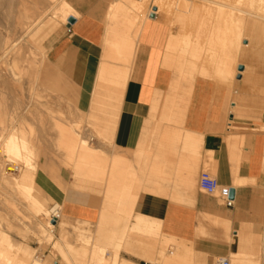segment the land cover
<instances>
[{"label":"crops","instance_id":"0c3cea01","mask_svg":"<svg viewBox=\"0 0 264 264\" xmlns=\"http://www.w3.org/2000/svg\"><path fill=\"white\" fill-rule=\"evenodd\" d=\"M104 3L100 0L98 5L78 9L82 18L67 29L63 39H58L51 46L49 58L53 63L76 44L81 45L85 54L96 56V49L103 44L106 26H103L102 18L91 15V10ZM206 8L205 4V11ZM217 13L214 14V23ZM152 14L145 20L138 42L131 48L133 52L126 53L125 58L132 62L121 105L117 106L119 103H116L103 111L107 115L102 117L101 127L107 136H113V147L95 138L92 140L93 150L106 155L97 162V175L102 182L93 185L94 192L105 193L106 187L111 185L113 189L110 193L117 194L122 189L124 194L138 193V201L133 209L134 219L130 224H135L136 216L159 219L143 221L162 226L151 227V239H157L163 233L178 240L190 241L195 251L204 256L206 254L209 263L215 258L246 255L259 256L264 264V59L257 58L255 61V57H251L246 64L240 62L244 51H248L251 45L249 40L244 41L241 45L243 51L239 52L242 55L237 56L238 74L231 84V88L234 84L236 88L232 90L227 83L216 82L215 78H198L190 89L187 105L180 110L178 105L166 103L170 101L169 93L176 76L162 61L170 35L176 33L174 35L178 36L179 32L164 24L165 21L156 14L152 19ZM221 26L224 28L223 24H215L217 33L223 31ZM250 26L252 33H264L261 26V29L254 24ZM221 45L220 58L223 60L226 57ZM89 60L88 56L76 58L71 68H66L71 72L74 84L81 90L79 106L84 112L90 110L87 102L93 99L90 96L91 84L100 63V59ZM161 65H164L163 68ZM87 70H91L88 85L83 79V73ZM119 75L121 71H116L115 79L122 78ZM216 83L224 86L218 85V88ZM157 96H160V104L156 105ZM179 97L176 102H179ZM113 118L114 125L109 126L107 133L105 123ZM181 130L188 134L182 135ZM74 141L73 136H69L65 144L71 146ZM82 142L87 143L86 140ZM94 154L90 147L88 151L76 154L87 160L81 172L92 169ZM118 159H122L124 166L136 174L137 179L132 183L125 177L116 176L111 180L110 169L101 173L100 168L105 165V160ZM206 165L211 167L222 186L234 190L232 208L219 205L216 199L196 187L198 176L204 172ZM181 168L185 172H180ZM164 176L168 180L170 178L171 183H165ZM152 177H156L155 183ZM70 178L68 190L73 184ZM79 178L78 181L84 185L88 183L85 181L87 178ZM102 186L105 188L101 189ZM56 205L60 206L61 214L69 221L87 222L93 226L99 223L104 208H111L106 204L105 196L101 198L100 195L94 198L92 205L70 200L62 204L58 200ZM218 219L225 223L224 228L214 224ZM109 223L112 221L109 220ZM202 225L212 233L203 232ZM144 264L151 263L144 261Z\"/></svg>","mask_w":264,"mask_h":264},{"label":"rangeland","instance_id":"374dc122","mask_svg":"<svg viewBox=\"0 0 264 264\" xmlns=\"http://www.w3.org/2000/svg\"><path fill=\"white\" fill-rule=\"evenodd\" d=\"M135 1L140 4L141 8L139 10H137L136 8L129 10L132 17H136L137 22V24L130 26L127 30L128 34H132L131 37H134V33H132L131 31H140L139 23L149 18L148 12H150V10H153V5L156 4L162 9L161 14H159V16L161 15L160 18H163L164 20V17L170 15V19L172 17V21L170 20V23L168 22V25L170 24L169 26L172 29L178 31L179 34L190 32L194 37L195 34H197L196 30L198 28H201V31H203L201 32V37L204 36L203 38H201V40L203 39L204 42H201L206 49H204L206 52L204 54L205 60H207V54H209L211 49L210 43L206 38L209 37L210 33H213L211 31L214 30L215 24L219 26L222 23L221 21L220 23H217L216 21L214 23V14L219 9L223 11L227 10L225 8L221 9L219 6H217V4L215 5L214 3H218L220 5H237V8L240 7L238 9L246 12H252L253 10H256L255 12H257V5L259 3L257 0H213L212 4L209 0H207V2H205V0H188V3L186 2L187 0ZM180 1L182 3L186 2L188 5L192 4L191 6L193 8L189 7L190 9H186L184 11L181 9H177L176 5ZM70 2H72V4L77 9H82L83 7H88L89 5H98L100 3V0H81L78 2L77 0H70ZM168 4H171V9L169 8L170 5ZM205 4L207 7V11H205ZM162 5L165 7H163ZM166 6H168V8L170 9L169 14V9H166ZM164 8L166 10L163 11ZM194 8L196 9L194 10ZM48 11L50 12V14L48 17L46 16L45 22L47 23V28H51L52 26H50V23H52V14L54 11L51 12L50 9ZM162 12H164L163 15ZM179 12H181L182 14H186L185 16L190 19V23L188 22V24L185 26L177 25ZM164 14L167 15L164 16ZM241 14L243 13L240 12V14H238L240 19L244 18L245 21L250 19L247 18L246 14ZM70 18H68L65 23H59V26H57L58 29H54L53 33H51V36H49L45 41V53L48 55L47 63L44 61L45 64H42L43 58H40L41 55L36 57V59H31L41 61L40 63L42 66L36 64V67L39 69L37 74L22 76L19 82H14V85H5L0 92V177H2V180L0 182H3L5 185L0 186V237H3L5 235V238H9L13 243H15L16 246L18 245V248H30L33 253V258L35 259V261L40 262V264H57V262L65 264H68V262L69 264H119L121 260L125 259L136 264H144V261L155 264V262L153 263L149 260V258H153L154 256V259L157 260L156 263L161 261L160 264H169L164 261V258L169 259L170 257H173L172 255H169V253L172 252L176 254L179 249L178 244L165 241L163 233L159 235L157 239L149 238L151 236V227L162 228V226H155L153 223L143 222L144 220L153 221L159 219H150L136 216L135 224H130V221L134 219L133 209L136 202L138 201V193L124 194L123 189L117 194L113 192L110 193L111 189H113V186L111 185H108L106 187L107 191L105 193L103 191H101L100 193L94 192L95 190L93 189V185H97L98 183L102 182L99 180L97 175L99 174L97 162L99 159L102 160L106 158V155L98 154L97 151L95 152L93 150L92 140L95 138L97 141L105 143L106 146H109L111 148L113 147V136L109 137L105 134L104 129L101 127L103 125L101 120L104 115H107V113L105 114L103 111L107 110L111 106H114L116 103H119L117 106L121 105L123 100V93L129 79V67L132 60H128L123 57H121L120 59L110 58L109 53L112 51V49H114V51L116 49L105 42L106 39L109 38V35L106 36V34H104L105 37L103 39L102 46L96 49L97 52L95 57H91L92 53L85 55V52L81 48L80 44H76L70 49V51H75L76 49L78 50L74 52V57H72V59L70 60L71 62H73L76 58L89 56V61L100 59L101 67L106 69L105 72L102 73L96 70V75L93 83L95 82V84L97 85L99 77L102 76L105 79L104 83L108 86V89L100 92H97L96 89H92L90 91V96H93V99H89L88 101H91V103L93 102V100L94 102H97L98 99L96 98H102V100L100 101L99 99V101H103L102 103L105 102L107 106L102 103L99 104L101 106L94 103V106H89V112H84L81 106H79V99L81 98L79 94L81 93V90L74 84L71 72L66 70L64 65L59 66V71L56 70L55 67L58 64V61L56 63H53L49 58V51L51 49V46L55 43V41L62 38L66 34L67 29L72 26L71 24H69ZM194 19H203L206 21V25L203 24L199 26L196 23L197 20ZM249 23L252 24L251 22H248V24ZM2 26L3 25L0 26V31H3V35L14 38L15 33L13 32V30L10 29L8 31ZM234 28L239 29V25L234 24ZM138 32H136L135 34H138ZM38 36L39 35H37V37ZM250 36H255L257 38L250 37L252 39L251 44H253L250 47L251 50L248 49L249 51H247V54H244L245 57H242L240 60V62L245 64L249 62L251 57H255V61H257V58L264 59V33H254ZM111 38L112 37L110 34V39ZM255 41L256 43L259 42L258 45L255 44ZM207 46L209 47L207 48ZM227 51L229 52L231 50L227 49ZM237 51L239 52V49H237ZM61 60L67 61L63 57L61 58ZM9 61L10 58H6L3 60V63L7 64L9 63ZM45 66H47V68ZM3 68L7 69L8 67L3 66ZM116 68L118 70L120 69L121 75L119 76L122 78L115 79L114 73L116 72ZM42 69L43 71L45 69L44 72H47V74H45L47 75V77L43 74L44 72L42 73ZM40 72L43 75H40ZM246 72H244V74ZM89 73L90 72H88L87 74ZM237 74L238 70L236 67V73L231 79L229 78L230 80L229 83H227L228 85L230 84V82L232 83L235 81V76ZM178 75L180 76V78ZM175 76L176 80L178 78L181 79H178V81L183 86L179 85V83L176 85L177 81H175L174 85H179L180 87H174V85L172 86V90L169 93L170 101L166 103L172 106L178 105L180 107V110H182L183 107H185L188 103V98L191 92L190 89L192 87L191 83H194L198 78L209 77H206L205 74L201 75L199 73L195 74L193 72H189L186 75H181L178 73L176 74L175 72ZM210 78L217 79L220 78V76H218L217 78L212 76ZM22 80L24 81V84ZM217 80L219 81V79ZM28 81L31 83H29ZM26 84L29 85L27 86ZM37 86L41 87L40 89H42V91L38 90ZM181 87L183 89H181ZM173 88L175 90H178L175 91L173 90ZM97 93L99 94L97 95ZM100 93L103 94V97ZM180 94L183 95V97H179ZM177 97L180 98L179 102H176ZM35 102H39V104H35ZM27 103H30L31 105H29L28 109L25 108ZM155 104H160V96H157ZM114 121L115 119L113 118L108 123H105V126L107 127V133L109 126L114 125ZM20 130H23L25 133L24 135L29 139V141L27 139L29 147H32L34 145V149L30 147L34 152V158L31 156V158H33L31 160L32 162L35 161L33 162V165L37 163L35 164L36 171L38 170L37 173L40 175V177L45 178V181L47 183V185L41 189L40 195L36 194V189H34L33 192V195L39 196V199L44 202L45 209L47 211L44 213H39L33 207L28 206L29 201L25 199L24 196H21L17 191L13 190L12 187H8L6 181H3L4 177H8V179L10 178V180L13 181H18L27 171L26 168L23 167L22 161L14 160L16 163H14V165H11V168L14 169V166H18L20 167V171L18 173H14L11 171L8 172L7 170L9 168V159L3 153V145H5L4 143H6L9 134L15 132L19 135L18 131ZM61 130H64V134L62 135L64 142L63 144H61L59 140ZM40 132H42V135H40ZM180 133H182V135L184 136L188 134L184 130H181ZM43 135L44 137H42ZM69 136H73L74 140L77 142L76 144H74V146L75 149L79 151V153L88 151L89 147L95 153L93 157L94 165L92 169L90 168L81 172L83 165L86 164L85 161H87L82 159V155L76 156L77 160H72V157H74V155H76L77 153L73 155L72 152L68 149L69 146L65 144V140ZM39 137H42V141H39L41 139L38 140ZM82 140H86L87 143L82 142ZM29 142H31V144ZM35 142L38 144H36ZM38 148H40V152ZM104 164L105 165L100 168L101 173L102 171L108 172V170L110 169L112 176L110 177L111 180L113 178L115 179L116 176L119 178L125 177V179H127V181L130 183L137 179L136 174L128 166H124L122 159L112 161L105 160ZM204 171L210 172L215 177V173L210 166L206 165L204 167ZM180 172H185V170L181 168ZM70 176L73 179V184L71 185L69 191V181L71 180ZM81 176H83V178H87V180H85L88 181L86 185H84L82 181H78V179H80L79 177ZM199 177L200 175L198 176V183L196 185L197 188H199ZM151 179L153 183L156 182V177H152ZM163 181L165 183H171L170 178L168 180L165 176L163 178ZM1 183L0 185L3 184ZM3 187H5V189ZM104 188L105 186L101 187V189ZM8 190L13 191L9 192ZM67 190L68 193H66ZM97 195H100L101 198L105 196L106 204L111 206V208L109 209L104 208L98 224L93 226V224L87 222L69 221L60 212L61 217L58 220L59 224L54 225L55 229L53 235H51L50 225L52 224V221L51 214L49 213L50 209L52 210L54 206H56L58 200L60 204H62L65 200H70L79 202L81 204L92 205L93 200L95 197H97ZM115 195L119 197H116ZM182 196L183 194L181 193L180 197ZM213 198L217 200L219 205H222L216 197ZM6 212H8L9 214L7 213L6 215ZM9 215L11 217L8 218ZM11 218L12 221L10 220ZM109 220L112 221V223H109ZM32 223H34L33 226ZM35 224L37 225V227ZM34 227L36 228V230H39L40 233H37ZM44 235L47 237H45ZM187 244L189 245V242H187ZM164 249L166 250L165 255L162 251ZM65 254L68 255L66 256ZM227 258L230 259L231 264H233L235 258H242L248 262L247 264H262L261 258L259 256L233 255ZM217 259L218 258L213 259L211 263L207 261V264H213Z\"/></svg>","mask_w":264,"mask_h":264},{"label":"bare ground","instance_id":"6f19581e","mask_svg":"<svg viewBox=\"0 0 264 264\" xmlns=\"http://www.w3.org/2000/svg\"><path fill=\"white\" fill-rule=\"evenodd\" d=\"M78 1H81V0H77V2ZM103 1L106 2V4L105 3L101 4L97 9L91 10V15H93L95 17L98 16V17L102 18V20L104 21L105 25H103V26L104 27L106 26V28L104 30L105 34H106V36L109 35V38L106 39L105 42L116 49L115 51H114V49H112V51L109 53L110 58H114V59L115 58L120 59L121 57L125 58L127 52L128 53L133 52V49H131V48H133V46H135L136 43L138 42L139 34H140L141 29L143 27V24L145 22V21H143V22L139 23V25H140V31L139 32L136 30L131 31L132 33H134V37H131L132 34H128L127 30L130 26L137 24V22H136V17H132L129 10H132L134 8L139 10L141 8V6L135 0H103ZM257 1L259 2L257 5V12H255L256 10L255 11L253 10L252 12H246L243 10L241 11V9H238L240 7L237 8V5L232 6L231 4L230 5L229 4L228 5L217 4V6H219L221 9L222 8L227 9L226 11L219 9L220 11L218 10L219 12L217 13L218 19L216 20L217 23H220V21H221L225 25H224V28L221 26L223 29V31L221 32L222 34L217 33V31L214 29L212 31L213 33H210L209 37L206 38L208 40V42L210 43V46H211L210 52H209V54H207V60L204 59L205 58L204 54L206 53L205 52L206 49L202 45L203 43L201 42V41H203V39L201 40V38L204 37V36L201 37V32H203V31H201V28H198L196 30L197 34H195L194 37H193V34H191L190 32L184 33V34H179L178 36L174 35L176 33L171 34V35L169 34L170 38H169L168 42L166 41L168 44L166 43L167 47H166V50H164V52H166V53L163 52V56L165 55L164 56L165 59L162 58V61H164V65L166 67H168V70H171V69L174 70L176 72V74L178 73L181 75H184V74L186 75L189 72L190 73L193 72L195 74H198V73L201 75L205 74V76L209 77V78L212 76H214L216 78L218 76H220V78H217V79H219V81L224 82V83H229V80L236 73L238 53L240 51H243L241 49V45L246 40H249V42H252L251 38L253 36H250V35L251 34L253 35L254 33H252L253 28L250 26V23L248 24V22H251L252 24H254V26H256V28L258 26H259V28H260V26L262 28H264V11H263L264 0H257ZM186 2L188 3V0ZM186 2H184V3H182L181 1L178 2L177 5L175 4L176 8L181 9L183 11L186 9H190L189 7L193 8L191 6L192 4L188 5ZM210 3H213V2H210ZM221 4H223V3H221ZM168 5H170L169 6V8H170L171 4H168ZM153 6H154L153 8H155L156 11L150 10V12H148V13L149 14L153 13V14H156L157 16H159V14H161V10H162L161 7L157 6L156 4ZM104 7H105V9H103ZM163 7H165V6H163ZM169 8H168V6H166V9H169ZM196 8H194V10ZM49 9L51 12L54 11L52 14L53 20H52V23H50V26H52L51 28H47V23L45 22L46 16L48 17L50 14V12L48 11ZM166 9L164 8L163 11ZM170 9L168 11V14L170 12ZM101 12H104V13L102 14ZM240 12H242L243 14H246L247 18H250V19H248L246 21L244 18L240 19L239 15H238V14H240ZM163 13L164 12H162V15H163ZM243 14H241V15H243ZM166 15L164 14V16H166ZM185 15L186 14H182L181 12H179V14H178L179 19H178L177 25L185 26L188 24V22L190 23V19H188L187 16H185ZM246 15H245V18H246ZM160 16H159V18H160ZM70 17H73L76 20H79L82 18V13H80L78 11V9L72 4V2H70V0H0V26L3 25L2 27H4L8 31L10 29H12L13 32L15 33L14 38H11L10 36H4L2 33L3 31L2 32L0 31V92L5 85H7V84L14 85L13 84L14 82H19L21 80L22 76H26L29 74H31V75L37 74L39 69L36 67V64L42 66L40 63L41 61L37 60L39 62L38 63L36 60H31V59L32 58L36 59V57L41 55L40 58H43L42 64H45L44 61L47 63V56L48 55L45 53L46 48L44 47V43L48 39V37L51 36V33H53L54 29H56V28L58 29V27H57V26H59L58 24L61 22L65 23L68 20V18H70ZM61 19H62V21H61ZM161 19H163V18H161ZM171 19H172V17H171ZM171 19H170V15H167L166 17H164L165 22L164 21H162V22H164V24L165 23L168 24V22ZM194 20H197V19H194ZM196 23L199 26H201V25L205 24V20H203V19L197 20ZM234 24L235 25L238 24L239 29H235ZM218 29H220V27ZM254 30H256V29H254ZM214 31H216L217 34L214 33ZM219 31H221V29ZM136 32H138V34H135ZM260 32H262V31H260ZM4 34H6V33H4ZM110 34L112 37L111 39H110ZM37 35H39V36L37 37ZM104 37H105V35H104ZM254 38H257V37L254 36ZM221 41H222V45H221ZM258 43H256V41H255V44L258 45ZM247 44H248V41H247ZM220 45L223 46L224 51L222 50V52L224 53V56L226 57L225 59L223 58V60L220 58V55H221L220 50L222 49V47L220 48ZM249 45H250V43H249ZM251 45H253V44H251ZM251 45H250V47H251ZM208 47L209 46H207V48ZM227 49L231 50V51H229L230 53L227 51ZM237 49H239V52L237 51ZM76 51H78V50H75V51L69 50L64 55L65 57L63 56V58H65L67 61H63L61 59L58 60V64L55 67L56 70H58V71L60 70L59 66H61V64H63L65 66V68H68V69L71 68L72 62L70 60L72 59V57H74V52H76ZM260 52H261V50H260ZM257 53H259V52H257ZM239 54L242 55L241 53H239ZM244 54L246 55L247 51ZM244 54H243V57H245ZM85 55H88V54L86 53ZM91 55H92L91 57H94L93 54H91ZM6 58H10V61H9V63L4 64L3 60ZM110 63H112V62H110ZM117 64H119V63H117ZM164 65H161V67L163 68ZM3 66H7L8 68L7 69L3 68ZM45 67L47 68V66H45ZM105 70L106 69L102 68L100 63H99L97 66V71L102 73V72H105ZM44 71H45V69H44ZM44 71L42 69V73ZM115 71L119 72L120 69L117 70V68H116ZM88 72L91 73V70L90 71L87 70V72L83 73V79H84V83L86 85H88L91 82L90 81V79H91L90 73L87 74ZM42 73L40 72V75L47 74V72H44L43 74ZM45 76L47 77V75H45ZM28 78H30V77H28ZM179 78H180V76H179ZM178 79L176 80L177 81L176 85L178 83H179V85H181V83L178 81ZM23 80H22V82L24 84ZM104 80L105 79L101 76L98 79L99 83L97 82V85L95 84V82L94 83L92 82L91 90L96 89L97 92L107 90L108 86L104 83ZM179 80H181V79H179ZM214 80L216 82H219L216 79H214ZM46 82H47V79H46ZM29 83H31V82H29ZM191 84L193 85V83H191ZM216 84H217L216 87L218 85L220 86V84H218V83H216ZM231 84H233V83L230 82V84L228 86L230 87ZM26 85L28 86L29 84H26ZM71 85H72V82H71ZM226 85L227 84H225V86ZM178 86L174 85V87H178ZM181 86H183V85H181ZM219 86H218V88H219ZM222 86H224V85H222ZM222 86H220V87H222ZM40 88L41 87L37 86V89L42 91V89H40ZM191 88H193V87H191ZM233 88H236L235 84L233 85ZM233 88H231V89L234 90ZM181 89H183V88L181 87ZM173 90H175V89L173 88ZM177 90H175V91H177ZM98 94L99 93H97V95ZM100 94L103 97V94L102 93H100ZM104 95H105V93H104ZM106 95H107V93H106ZM101 96H99V97H101ZM96 99H98L97 102H94V100L92 103H91V101H88L87 102L88 106H90V105L94 106V103L96 105H99L103 102V101L100 102L102 100V98H96ZM99 99H100V101H99ZM35 104H39V102H35ZM102 104L106 105L105 102ZM29 105H30V103H27L25 108L28 109ZM32 106H33V104H32ZM99 106H101V105H99ZM18 132H19V135L16 134L15 132L10 133L8 136V139L6 140V143H4L5 145H3L4 146L3 147L4 148L3 153L9 159L8 160L9 168L7 171L8 172L9 171L14 172L15 167H18V166H14V169H13V168H11V165H14V163H16L15 162L16 160L22 161L23 167L26 168L27 171L22 176V178L20 177L21 179H19L18 181L10 180V178L8 179V177L7 178L4 177L3 181L4 182L6 181L8 187H12L13 190L17 191L21 196H24L25 199H27L29 201L28 206L33 207L39 213L40 212H43V213L47 212L45 209L44 202H42L39 199V196H37V195L41 194V189L44 188V186H46L47 183L45 181V178L40 177V175L37 173L38 170L36 171V167H35V164H37V163H35L33 165V162H35V161L32 162V160H31L34 158V156H33L34 152L31 149V148H33L34 145L32 143L33 146L32 147L30 146L31 147L30 148L29 144L27 143L28 138L24 135L25 134L24 131L20 130ZM42 132H40V135H42L41 134ZM63 134H64V130H61V135H60V139H59L61 144H63V136H62ZM42 137H44V135ZM41 138L39 137L38 140ZM28 141H29V139H28ZM39 141H42V139ZM29 143L31 144V142H29ZM76 143L77 142L74 141V144H76ZM36 144H38V143H36ZM74 144L69 146V147L67 146L73 155L76 153H79V151H77L75 149ZM41 146H42V142H41ZM38 150L40 152V148H38ZM31 156L33 158H31ZM36 156H38V155H36ZM72 160H76V155H74V157H72ZM18 168L20 171V167H18ZM2 172H4V171H2ZM1 178L2 177H0V181L2 180ZM3 185H4V183L0 186H3ZM3 188L5 189V187H3ZM34 189H36L37 195H33ZM13 190H8V191L10 192ZM59 207H60L59 205L54 206V208L52 210L50 209V213H49V214H51V221L56 220L57 221L56 224H59L58 220L60 219V216H61L60 215L61 210ZM11 211H12V209H11ZM7 213L8 212H6V215H7ZM9 217H11V216L9 215L8 218ZM12 217H14V216H12ZM217 217H218V215H217ZM52 218H54V219H52ZM224 218L226 220V217H224ZM221 219H222V217H221ZM10 220L12 221V218ZM15 220H16V218H15ZM33 224L34 223H32V226H33ZM56 224L52 223L50 225L51 235H53V232L55 229L54 225H56ZM214 224L216 226H219L220 228L225 227L224 226L225 223L223 221H219V219L217 221H215ZM11 225H12V223H11ZM202 226L204 228V225H202ZM209 226H210V223H209ZM36 227H37V225H36ZM17 228H18V225H17ZM211 228H212V226H211ZM211 228H210V230H211ZM34 229L36 230L35 227H34ZM31 230H33V229H31ZM203 230H205V231H203ZM203 230L202 231L205 233H206V231L207 232L209 231V230H206L205 228ZM220 230H219V232H220ZM36 231H37V233H40L39 230H36ZM41 232H43V231H41ZM200 232H201V230H200ZM222 232H223V230H222ZM44 233H45V231H44ZM208 233H210V231ZM215 234H217V232ZM220 234H222V233H220ZM0 236H1V234H0ZM200 236H202V238H203L204 235L200 234ZM216 236L218 238V235H216ZM3 237H0V264H40V262L35 261V259L33 258V253L30 250V248H26V247L25 248L24 247L18 248V245L16 246L15 243H13L9 238H5V235ZM45 237H47V236H45ZM205 237H206V235H205ZM164 239L167 242H173V243L178 244V247H179L176 254L172 253V252L169 253V255H172L173 257H170L169 259L164 258V261H166L167 263H169V264H207V259L205 257L206 254H205V256L203 254H199L197 251H195L193 245L189 244L190 245L189 246L186 241L178 240L176 238L169 237L165 234H164ZM203 239H205V238H203ZM162 251H163V254L165 255L166 250L164 249ZM56 255H57V253H56ZM154 257L149 258V260L153 263L155 262V264H160L161 261L158 260L159 262L156 263L157 260H155ZM52 261H54V260H52ZM247 263L248 262L242 258H237V259L235 258V260L233 261V264H247ZM57 264H65V263H58L57 262ZM68 264H69V262H68ZM119 264H136V263L121 260L119 262Z\"/></svg>","mask_w":264,"mask_h":264},{"label":"built area","instance_id":"2783aa9c","mask_svg":"<svg viewBox=\"0 0 264 264\" xmlns=\"http://www.w3.org/2000/svg\"><path fill=\"white\" fill-rule=\"evenodd\" d=\"M18 171L19 168L15 167L14 173H18ZM199 189L206 195L216 197L226 208H232L234 206V200L231 199V188L222 186L216 177L208 171H204L200 174ZM213 264H231V262L229 258L221 257Z\"/></svg>","mask_w":264,"mask_h":264},{"label":"water","instance_id":"95a60500","mask_svg":"<svg viewBox=\"0 0 264 264\" xmlns=\"http://www.w3.org/2000/svg\"><path fill=\"white\" fill-rule=\"evenodd\" d=\"M154 11H156V10H154ZM151 18L154 19L155 18V14H152ZM75 22H76V19L75 18H70L69 19V24L73 25V24H75ZM234 198H235V192H234V190H231V199L234 200ZM52 223L53 224H56L57 221L56 220H53Z\"/></svg>","mask_w":264,"mask_h":264}]
</instances>
